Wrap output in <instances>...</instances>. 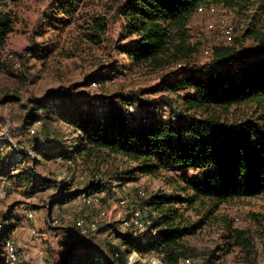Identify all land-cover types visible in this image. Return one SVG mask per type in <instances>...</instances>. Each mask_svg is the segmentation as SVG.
I'll use <instances>...</instances> for the list:
<instances>
[{"label": "trees", "instance_id": "obj_1", "mask_svg": "<svg viewBox=\"0 0 264 264\" xmlns=\"http://www.w3.org/2000/svg\"><path fill=\"white\" fill-rule=\"evenodd\" d=\"M22 1L0 0V74L10 72L12 60L6 49L19 22L11 4ZM88 1L48 0V16L38 21L56 32L76 24L87 30L86 40L102 45L110 26L122 20L117 40L108 38L105 61L82 83L86 88L113 82L129 70L170 72L156 86L137 94L51 91L27 98L24 126L41 122L46 129L49 121H62L74 138L65 142L58 136L52 141L45 134L44 145L34 144L31 153L0 138V177L37 193L52 187L37 171L41 162H80L91 176L82 188L74 186L75 178L60 185L54 202L67 204L82 195L106 193L113 184L165 176L171 191L152 194L142 206L144 222H151L147 232L117 231L119 243L107 252L81 242V247L72 248L76 254L69 264H128L133 253L154 254L164 264H193L201 253L185 239L195 235L208 216L230 201L264 196V32L250 24L242 40L252 39L256 48L249 51L242 40L214 46L209 62L198 65L193 58L199 49L191 44L190 23L212 4L241 14L260 1L93 0L91 5ZM260 8L264 11V3ZM56 49L55 43L47 53L31 47L25 57L52 56ZM166 95L175 100L170 102ZM252 105L258 108L253 117L229 120L233 110ZM88 176L86 172L81 178ZM190 210L203 218L193 222L187 215ZM224 228L227 250L238 247L249 255L256 250L253 234L231 222H225ZM217 259L212 254L201 264H217Z\"/></svg>", "mask_w": 264, "mask_h": 264}, {"label": "rangeland", "instance_id": "obj_2", "mask_svg": "<svg viewBox=\"0 0 264 264\" xmlns=\"http://www.w3.org/2000/svg\"><path fill=\"white\" fill-rule=\"evenodd\" d=\"M259 1L241 14L224 5L212 4L201 9L190 23V33L193 36L191 44H198L199 49L193 58L195 63H208L214 46L233 45L236 40L241 41L250 24L254 25V30L264 32V11L260 8L264 0ZM92 2L93 0H89L88 5ZM48 7V0H23L11 4V8L18 14L19 22L6 49V55L12 60L10 72L0 74V138L11 142L16 150H26L28 153L32 152L31 146L34 144L42 142L44 145L47 138L45 134L52 141L59 136L65 142L72 141L74 135L72 129L62 121H49L46 129H43L41 122L24 126L23 104L27 102V98H40L51 91H71L73 94L80 91L108 94L123 91L137 94L156 86L170 72L146 74L139 70H129L120 73L113 82H106L100 87L93 84L86 88L82 83L93 75L101 61H105L109 51L108 38L117 40L122 20L118 19L110 26L102 45H98L86 40L84 36L87 30H82L76 24L56 32L45 22L39 23L38 21L47 18ZM227 26L233 28L230 35L226 33ZM242 41L243 47L249 51L257 47L252 39ZM54 43L57 44V49L52 56L45 54L40 59L25 57L31 47L47 53L46 50ZM119 70L123 71L121 67ZM166 98L170 102L175 100L174 96L166 95ZM55 102H59V99ZM256 109L255 105L237 108L230 113L229 120L251 118L256 114ZM117 165L124 168L121 162ZM22 167L26 168V164ZM105 169L107 167L102 166V170ZM37 171L43 180H49L52 186L50 189L32 193L35 189L19 188L8 179L0 177V190L5 192L0 196V225H3L0 228V264H9L8 243L13 244L16 249L19 258L17 264H69L76 254L72 248L75 245L81 247V242L107 252L110 246L119 243L116 240L117 231L131 232L134 235L137 233L123 226L122 221L128 216L129 209L118 204V197H128L133 203H139L145 208L146 200L152 194L160 190L171 191L163 178L165 176H143L134 183L121 186L113 184V188L106 193L91 195L95 199L91 206L83 204L81 199L75 203L71 201L59 204L54 202L58 196L56 189L73 178L74 186L82 188L91 176L90 169L84 168L80 162L69 164L60 159H51L41 162ZM86 172L89 176L83 180L81 176L84 177ZM193 172L190 171V178H194ZM98 173L101 175L104 171ZM29 212L33 213L32 217H29ZM201 213L205 214L206 210ZM53 214L72 215L84 218L89 223H93L102 214L104 218L97 232L77 235L75 232L78 231L72 222H64L63 227L50 225ZM187 215L193 222L203 218V215H197L196 211L191 210ZM225 222H231L235 228L246 230L255 236L256 250L252 254L249 255L238 247L227 250L229 241L226 239ZM263 235L264 196H259L224 204L217 212L208 216L202 228L195 235L186 238L185 242L201 253L198 259L192 260L193 264H201L212 254L218 257L217 264H264ZM153 259L159 258L154 254L141 256L133 253L128 264H153ZM180 264L187 263L181 261Z\"/></svg>", "mask_w": 264, "mask_h": 264}, {"label": "built area", "instance_id": "obj_3", "mask_svg": "<svg viewBox=\"0 0 264 264\" xmlns=\"http://www.w3.org/2000/svg\"><path fill=\"white\" fill-rule=\"evenodd\" d=\"M233 28L227 26L226 28V33L228 35L232 34ZM133 110V109H131ZM60 186L57 194L60 193ZM4 191L0 190V196L4 195ZM119 194V193H117ZM112 199V198H111ZM119 202L118 204L122 205L124 208L129 209V214L128 216L122 221V224L124 227L127 228H133L135 232L137 233H145L147 232V225H149L151 222H144L143 220V215H144V210L139 203H133L128 197H118ZM81 201L87 206L93 205L95 202V199L92 196L88 195H82ZM29 217L33 216V213L29 212ZM104 215L102 214L97 218L93 223H89L86 219L84 218H76L72 215H59V214H53L52 218L50 220V225L53 227H63L64 222H72L75 225V229H77L78 232H75L77 235H86L89 233H94L97 232L99 229V224L102 222ZM3 225H0V228H2ZM8 262L9 264H17L18 263V255L16 252V249L13 244L8 243ZM187 264H191V262L186 261ZM48 264H51L49 262ZM153 264H164L160 259H153Z\"/></svg>", "mask_w": 264, "mask_h": 264}, {"label": "crops", "instance_id": "obj_4", "mask_svg": "<svg viewBox=\"0 0 264 264\" xmlns=\"http://www.w3.org/2000/svg\"><path fill=\"white\" fill-rule=\"evenodd\" d=\"M103 195H104V194H103ZM76 201H77V200L75 199V200H74V203H75ZM81 202H82V201H81ZM82 203H83V202H82ZM83 204H84V203H83Z\"/></svg>", "mask_w": 264, "mask_h": 264}]
</instances>
